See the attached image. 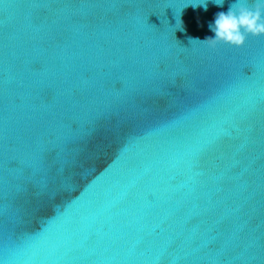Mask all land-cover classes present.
<instances>
[{"label": "water", "instance_id": "obj_1", "mask_svg": "<svg viewBox=\"0 0 264 264\" xmlns=\"http://www.w3.org/2000/svg\"><path fill=\"white\" fill-rule=\"evenodd\" d=\"M235 2L0 0V264H264V36L205 41Z\"/></svg>", "mask_w": 264, "mask_h": 264}, {"label": "clouds", "instance_id": "obj_2", "mask_svg": "<svg viewBox=\"0 0 264 264\" xmlns=\"http://www.w3.org/2000/svg\"><path fill=\"white\" fill-rule=\"evenodd\" d=\"M217 6H223L224 0H213ZM202 5L207 10L208 0H202L194 6ZM214 38H207L213 46L224 43L233 47H243L247 37L264 36V0H256L254 6L249 7L247 0H236L227 13L219 12L214 25H210Z\"/></svg>", "mask_w": 264, "mask_h": 264}]
</instances>
